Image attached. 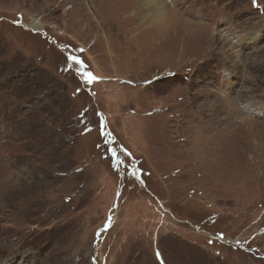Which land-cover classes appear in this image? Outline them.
I'll return each instance as SVG.
<instances>
[{"label":"rangeland","instance_id":"1","mask_svg":"<svg viewBox=\"0 0 264 264\" xmlns=\"http://www.w3.org/2000/svg\"><path fill=\"white\" fill-rule=\"evenodd\" d=\"M163 1L0 0V264H264V0Z\"/></svg>","mask_w":264,"mask_h":264},{"label":"bare ground","instance_id":"2","mask_svg":"<svg viewBox=\"0 0 264 264\" xmlns=\"http://www.w3.org/2000/svg\"><path fill=\"white\" fill-rule=\"evenodd\" d=\"M137 2L147 11L146 14H143L144 16L150 13L154 14L153 12H157V16H160L161 18V15H165L164 13L168 12V7L166 6V3L163 0H137ZM168 17L169 13L167 14L165 19H167Z\"/></svg>","mask_w":264,"mask_h":264},{"label":"snow or ice","instance_id":"3","mask_svg":"<svg viewBox=\"0 0 264 264\" xmlns=\"http://www.w3.org/2000/svg\"><path fill=\"white\" fill-rule=\"evenodd\" d=\"M70 58L73 60L74 63L82 64V61H80L78 58L76 57H70ZM81 74L85 76L86 83H92L95 79H97L91 72H82ZM116 163L119 164L120 161L117 160ZM133 175H135V172H133Z\"/></svg>","mask_w":264,"mask_h":264}]
</instances>
